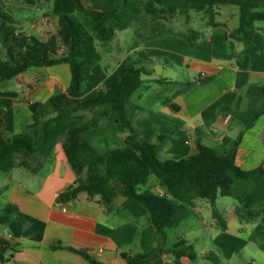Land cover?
Wrapping results in <instances>:
<instances>
[{"label": "crops", "instance_id": "0c3cea01", "mask_svg": "<svg viewBox=\"0 0 264 264\" xmlns=\"http://www.w3.org/2000/svg\"><path fill=\"white\" fill-rule=\"evenodd\" d=\"M53 2L0 0L1 61L20 64L23 53L36 63L66 55L69 32L59 24ZM82 2L103 12L123 5V0ZM63 5L82 25L74 0H64ZM235 6L201 8L185 0H166L163 7L176 13L161 19L167 25L157 27L156 36H148L149 29L141 24L115 29L106 42L95 39L99 60L84 90L61 107L72 110L99 90L114 93L123 75L137 74L142 84L128 99L126 114L161 160L194 155L198 144L227 158L243 131L235 164L245 171L264 168V113L255 120L264 104L259 89L264 85V21L250 23L252 40L246 46L230 37L240 25V8ZM170 21L175 27L168 25ZM130 30L138 33V40L124 36ZM14 37L26 43L24 49ZM70 82L69 66L61 64L33 67L0 84L4 134L12 138L31 133V105L46 104L57 91L65 93ZM99 111L79 110L72 119L86 123ZM127 135L118 115L110 113L102 126L81 134V142L104 157L122 149ZM64 140L58 138L47 158H28L26 167L17 155L14 168L0 171V219L10 217L0 223V232L11 234L6 260L0 264H127V258L162 248L166 252L140 264H264L263 176L238 179L230 173L233 184L218 190L214 204L179 198L183 220L165 230L164 241L147 210L124 198L119 184L110 205L87 193L60 199L79 179L67 161ZM137 191L168 195L155 176L138 185ZM244 203L247 208L241 213ZM172 251L186 255L177 259Z\"/></svg>", "mask_w": 264, "mask_h": 264}, {"label": "trees", "instance_id": "16d2710c", "mask_svg": "<svg viewBox=\"0 0 264 264\" xmlns=\"http://www.w3.org/2000/svg\"><path fill=\"white\" fill-rule=\"evenodd\" d=\"M205 6L236 5L240 8V25L230 37L244 42L248 46L252 33L248 32L251 22L264 21V0H185ZM64 0H54L53 12L59 24L69 32L67 53L62 58H45L40 63L31 61L22 54L20 64L0 60V84L12 80L33 67H49L67 64L70 68L71 82L65 93L54 95L46 104L31 105L33 113V131L7 137L2 130L0 119V171L8 172L15 167V157L22 156L21 165L28 167L26 160L35 156L47 158L58 138L64 136L63 150L72 170L79 177L77 183L60 195L62 200H71L81 193L90 197L100 196L104 205H110L117 195L115 184L121 186L124 198L141 204L149 213L150 221L157 231L166 239L165 230L179 226L183 220L177 200L188 196L189 202L194 199H206L215 203L219 189H228L233 184L230 173L238 179H247L259 175L264 177V168L245 171L235 164V155L240 145L243 131L235 141L227 158L219 157L215 151L201 144L197 145L194 155L180 160L160 159L155 146L144 139L134 127L126 114V103L133 92L142 84L139 76L123 75L114 93L99 90L93 96L82 100L72 110H64L61 105L69 97H78L84 90L87 76L91 73L99 56L94 50V41L106 42L113 38L115 29H126L139 17L138 0H123L121 8L103 12L83 4L82 0H74L83 24H76L63 5ZM166 0H147L145 13L153 15L155 20L166 16L172 17L175 9L166 10ZM154 33L151 36H156ZM13 40L20 49L26 43H20L18 37ZM205 82V81H203ZM264 100V85L259 87ZM100 108L97 115L89 122L79 124L72 119V114L79 110ZM0 106V117L4 112ZM110 113H116L128 131L124 147L112 151L107 156H100L91 144L81 142V134L102 126ZM264 113V104L255 120ZM254 120V121H255ZM254 121L251 123L253 125ZM30 168V167H29ZM85 174V176H84ZM83 175V177H82ZM155 176L168 195H143L137 191L138 185L149 177ZM247 208L246 203L240 209ZM214 216H220L214 212ZM10 217H2L0 223L9 221ZM264 234V233H263ZM9 244L0 238V263L5 262ZM166 252L157 249L149 254L127 258V264H140L143 260L157 253ZM179 259L186 254L172 251ZM191 258H193L191 256ZM92 264H101L92 261ZM180 264V263H178Z\"/></svg>", "mask_w": 264, "mask_h": 264}, {"label": "rangeland", "instance_id": "374dc122", "mask_svg": "<svg viewBox=\"0 0 264 264\" xmlns=\"http://www.w3.org/2000/svg\"><path fill=\"white\" fill-rule=\"evenodd\" d=\"M146 2H147V0H138V3L136 4V7H137V9H139V17L137 18V20L136 21H134L131 25H135V26H138V25H141V24H143V25H145L147 28L146 29H149L148 30V33H147V35L148 36H151V35H153L155 32H154V30H158L159 28H157V27H160V25H167L166 24V22L167 21H163V20H161V19H159V20H155V18H153V15H147L146 13H145V7H146ZM73 6H74V4H73ZM236 7V6H235ZM67 8H68V5H67ZM80 15V14H79ZM81 16V15H80ZM82 17V16H81ZM74 19V22L76 23V24H78V16H75V17H73ZM170 18H171V16H170ZM169 18V19H170ZM81 22L83 23V18H81ZM175 23H173V22H168V25L169 26H171V27H175V25H174ZM125 37H130V38H133V40H138L139 39V35H138V33L137 34H135L134 33V30H130V31H128L127 33H126V35H124ZM60 93V91H57L56 93H55V95H57V94H59Z\"/></svg>", "mask_w": 264, "mask_h": 264}, {"label": "built area", "instance_id": "2783aa9c", "mask_svg": "<svg viewBox=\"0 0 264 264\" xmlns=\"http://www.w3.org/2000/svg\"><path fill=\"white\" fill-rule=\"evenodd\" d=\"M60 196V195H59ZM11 237V234L8 232H0V238L3 240H7Z\"/></svg>", "mask_w": 264, "mask_h": 264}]
</instances>
